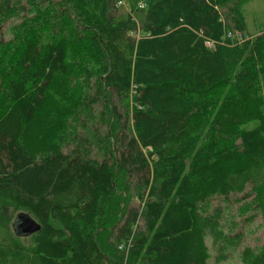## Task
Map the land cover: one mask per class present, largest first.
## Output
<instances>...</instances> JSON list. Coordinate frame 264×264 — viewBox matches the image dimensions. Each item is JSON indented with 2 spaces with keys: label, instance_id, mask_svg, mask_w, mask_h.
I'll list each match as a JSON object with an SVG mask.
<instances>
[{
  "label": "trees",
  "instance_id": "16d2710c",
  "mask_svg": "<svg viewBox=\"0 0 264 264\" xmlns=\"http://www.w3.org/2000/svg\"><path fill=\"white\" fill-rule=\"evenodd\" d=\"M246 1L138 0L136 20L117 0L34 17L53 1L0 0V264H206V237L226 238L212 200L264 220ZM19 212L40 225L27 242ZM240 256L264 264V245Z\"/></svg>",
  "mask_w": 264,
  "mask_h": 264
},
{
  "label": "rangeland",
  "instance_id": "374dc122",
  "mask_svg": "<svg viewBox=\"0 0 264 264\" xmlns=\"http://www.w3.org/2000/svg\"><path fill=\"white\" fill-rule=\"evenodd\" d=\"M52 1V6L49 3V6L45 5L38 8L37 11L32 13V17L37 14L39 16L47 15V12L53 11V6L55 5L56 0ZM137 1L138 0H124L123 6L117 7L116 5L118 17H124L128 13L136 20L140 19L142 15L135 12L133 9L135 4L136 6L138 5ZM241 10L248 38L253 39L264 32V0H248L243 3ZM19 22L17 24H19ZM12 29L13 27L9 28V22H2L0 26V35H2L5 39L12 38ZM258 86L259 91L263 96L264 103V77L261 78ZM131 98L132 97L130 96V103ZM137 201L138 199H134V202L137 203ZM211 205H217L223 208V217L220 229L223 234L226 235V238L214 240L211 236L206 237V243L210 254L206 264H243L240 254L244 247L248 246L253 250H258L264 245V220L261 213L258 210L246 212L242 207V201H237L235 199L230 204H226L220 199H214L211 201ZM108 220L111 221L110 219ZM12 223L13 220L9 222V226L11 228ZM237 236H239V238ZM106 237L107 236H102L105 240V244L107 243ZM21 238L23 242H27L28 240L26 236ZM112 254L113 255H111V257L114 258L115 255L113 252Z\"/></svg>",
  "mask_w": 264,
  "mask_h": 264
},
{
  "label": "water",
  "instance_id": "95a60500",
  "mask_svg": "<svg viewBox=\"0 0 264 264\" xmlns=\"http://www.w3.org/2000/svg\"><path fill=\"white\" fill-rule=\"evenodd\" d=\"M12 228L17 236L25 237L39 230L40 225L26 212L15 215Z\"/></svg>",
  "mask_w": 264,
  "mask_h": 264
},
{
  "label": "built area",
  "instance_id": "2783aa9c",
  "mask_svg": "<svg viewBox=\"0 0 264 264\" xmlns=\"http://www.w3.org/2000/svg\"><path fill=\"white\" fill-rule=\"evenodd\" d=\"M122 1L121 0H117V5L120 4L121 5ZM118 5V6H120Z\"/></svg>",
  "mask_w": 264,
  "mask_h": 264
}]
</instances>
